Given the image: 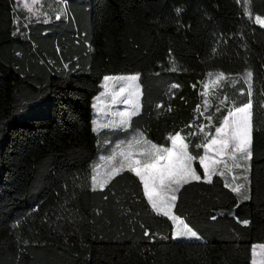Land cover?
I'll use <instances>...</instances> for the list:
<instances>
[{
    "label": "trees",
    "instance_id": "trees-1",
    "mask_svg": "<svg viewBox=\"0 0 264 264\" xmlns=\"http://www.w3.org/2000/svg\"><path fill=\"white\" fill-rule=\"evenodd\" d=\"M62 1V14L36 17L0 0V264H253V245L264 243V27L255 22L264 0ZM211 71L227 79L204 96ZM119 74L140 75L141 109L108 133L104 155L133 132L165 147L181 132L201 176L203 137L187 134L214 133L230 108L252 101L249 199L225 187L229 172L177 194L173 211L199 239H174L130 171L92 189L102 153L94 99Z\"/></svg>",
    "mask_w": 264,
    "mask_h": 264
},
{
    "label": "snow or ice",
    "instance_id": "snow-or-ice-1",
    "mask_svg": "<svg viewBox=\"0 0 264 264\" xmlns=\"http://www.w3.org/2000/svg\"><path fill=\"white\" fill-rule=\"evenodd\" d=\"M33 4L38 0H32ZM247 2V0H245ZM29 11H32L30 8ZM179 11V10H178ZM252 15L251 11L247 13ZM60 17L57 16V19ZM47 22V21H45ZM255 22L264 27V18L257 15ZM211 75V74H210ZM245 81L249 83L248 95L251 97V78L252 72L245 74ZM110 77H105L109 81ZM125 81L118 92L112 93V103H123L128 106L124 111L116 113L119 121H109L107 123H98L93 129L98 128H117L126 130L131 126V118L140 111L141 96L140 86L138 84L139 76L121 78ZM216 81L227 79L224 73H219L215 77ZM236 83L235 80L232 81ZM173 88L178 85H172ZM204 96H208L209 85H204ZM228 97L220 100V105H225ZM205 108L208 100H204ZM253 104L251 99L241 107L230 108L227 115L215 127L214 133L206 130L208 125H199L198 132L188 133L187 136L202 135L201 143L196 144L197 149L203 148V155L198 157L199 165L203 169V176L197 173L193 167V161L197 159L189 151V143H186L187 137L181 132L169 134L167 137L171 141V147H164L153 143L147 139L143 132L133 135L131 139L121 141L115 144L111 153L102 157V163L94 166L91 176L92 189L103 190L116 176L123 171H130L137 176L143 186V194L152 211L158 215L168 218L176 226V237L195 238L197 234L192 231L187 224L174 214L176 207L177 194L180 189L192 181L211 183L216 175H224L225 172H233L235 169L243 170V181H248L247 173L250 171V162L253 158ZM199 111V106L198 109ZM217 111L220 107L217 106ZM100 112L107 115L104 108ZM203 115V113H201ZM205 119L211 124L212 116H206ZM103 168V171H101ZM240 177L233 176L231 184L226 183L225 187L231 190L242 199H249L243 190L245 183H237ZM215 219V217H213ZM247 224V221H244ZM145 235H149L146 231ZM261 259L259 264H264V245L259 246ZM254 257L257 255L253 249ZM256 264V261H253Z\"/></svg>",
    "mask_w": 264,
    "mask_h": 264
},
{
    "label": "rangeland",
    "instance_id": "rangeland-1",
    "mask_svg": "<svg viewBox=\"0 0 264 264\" xmlns=\"http://www.w3.org/2000/svg\"><path fill=\"white\" fill-rule=\"evenodd\" d=\"M16 1H17L18 5L23 7L25 10H27L29 15H31V16L32 15L36 16V17L46 16L50 10H53L55 8L58 9L59 13H61V14L65 11V2H63L62 0H38V3H35V4H33L32 0H16ZM30 8L32 9V11H29ZM261 17L264 18V16H261ZM219 73H221V72L211 71L210 72L211 75L208 76L207 80L204 83V85L205 84L209 85L208 92L210 95L213 93L212 90H215L217 88V86H219V84H220V81H216V79H215L216 75ZM131 76H139L138 84H139L140 90H141V83H140V75L139 74L108 75L106 77L111 78L109 81H106L104 78V80L102 82V86H103L102 91L94 99L93 128H95L98 123H107V122L112 121V120H115L117 122L119 121V117L116 115V113L124 111L126 108H128V106L123 104V103L113 104L112 103V93L118 92L120 87L123 86V84L125 83V81L121 78H127V77H131ZM204 91H205V89H204ZM141 93H142V90H141ZM225 96L226 95H224V97ZM224 97L222 99H224ZM139 101H140V109H141V96L139 98ZM221 107L230 108L231 102H229V100H227L225 105H221ZM100 108H104L105 111L107 112V115L100 112L99 111ZM214 123H215V119L212 118L211 124H214ZM112 130H117V128H111V127H109V128H98L95 131L96 133L99 134V136H98V148L102 152L100 154V161L98 164L102 163V159H101L102 157L107 156V155H104V153L107 150V145L110 143L109 140L107 139L108 138L107 135ZM138 133H140V131L130 133L127 137L117 140L114 143L113 148L115 147V144L120 143L121 141L129 140L132 138L133 135H136ZM193 167H194V165H193ZM101 171H103V168H101ZM230 174H232V176L240 177V179L237 180V183H245L246 184V187L243 190V192L245 195L249 196V189H250L249 188V175H250V171L247 173L248 181H246V182L243 181V179H242V176H243V170L242 169H235ZM232 176L226 177L228 184L232 183V180H233ZM240 198H241V200H244V199H242L241 196H240ZM184 223H185V221H184ZM190 229L197 234V232L195 230H193L192 228H190ZM175 231H176V226L174 225L173 238L176 240H194V238H189V237H176ZM261 245H264V243H255L253 245V248H252V252H253V249H255L257 252V255L255 257L253 255V261L255 260L256 264H259L260 259H261L260 255H259V253L261 252V248L259 246H261Z\"/></svg>",
    "mask_w": 264,
    "mask_h": 264
},
{
    "label": "crops",
    "instance_id": "crops-1",
    "mask_svg": "<svg viewBox=\"0 0 264 264\" xmlns=\"http://www.w3.org/2000/svg\"><path fill=\"white\" fill-rule=\"evenodd\" d=\"M171 147V146H170ZM194 239H199V235H197V237H195Z\"/></svg>",
    "mask_w": 264,
    "mask_h": 264
}]
</instances>
